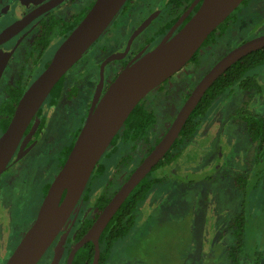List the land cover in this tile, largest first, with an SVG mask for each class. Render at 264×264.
I'll use <instances>...</instances> for the list:
<instances>
[{
  "label": "rangeland",
  "instance_id": "rangeland-1",
  "mask_svg": "<svg viewBox=\"0 0 264 264\" xmlns=\"http://www.w3.org/2000/svg\"><path fill=\"white\" fill-rule=\"evenodd\" d=\"M137 11H143L140 18L136 17L137 12L128 16L130 22L143 19L140 23L143 28L132 43L133 50L153 32L161 19V13L157 14L153 11L151 17H155L154 21L149 20L147 18L149 14L143 5ZM231 13V21L224 31L216 32L211 44H204L205 46L198 49L196 69L192 64L194 61L189 60L173 73L172 77L164 81L162 84L164 89H172L171 84H175V88L170 91V103L173 99L175 105H179L182 92L178 91L183 87L186 79L198 78L231 47L264 33V0H246ZM123 21L125 22V17H120L117 13L108 26V28L112 27L110 32L107 33L106 29L103 37L99 36L66 74L68 76L71 74L73 77V74L84 67L90 70L93 77L98 76L97 66L101 62L103 52L100 50L101 44L109 39L108 42L113 45L112 47L118 49L127 40L132 27L138 23L129 26V24L124 25ZM119 22L122 29L113 31L115 27L113 25H118ZM105 46V48L109 47ZM251 71L257 75V81L263 88L262 92L257 93L255 89L247 91L235 86L231 93H222L212 101L205 116L197 125L193 137L183 140L180 144V155L176 161L155 172L166 177L162 182L154 184L145 199L139 203L134 226L126 236L115 242V256L109 259L107 264L218 262L214 256L223 255L224 245L229 242L216 241L218 237L215 231L220 225H226V221L237 211L238 202L241 200V194L231 185V179L244 168L252 169V162L248 158L250 152L254 151L253 143L250 142L243 123L233 120L231 114L246 102L252 110L264 113V63ZM150 96L151 94L148 97ZM116 145L110 157H104L103 154L99 160V162L103 161L105 171L100 174L95 171L91 173L88 181L89 184L92 183L88 187L90 204L96 194L104 192L106 186L111 184L110 180L116 182L122 171L120 168L122 158L133 152L129 143L119 142ZM40 151L38 155L36 150L25 155L0 174V211L4 210L3 207L9 208L12 218V233L7 244L9 249L15 246L35 218L43 198L45 187L43 185L52 180L56 174L51 168L37 174L38 170L35 171L37 160L48 155L53 156L48 148L44 147ZM136 155L137 152L133 153V157ZM137 164L138 159H133L128 167L129 171ZM250 196L252 198L246 208L245 237L248 246L253 247L256 242L259 250L264 253L263 180L260 179L259 187L252 190ZM82 205L80 203L78 206ZM5 235L7 236V231L0 226V240ZM129 244L134 245L132 247L134 257L126 255L129 252L126 246ZM5 255L0 250V264L3 263ZM262 261L264 262V255Z\"/></svg>",
  "mask_w": 264,
  "mask_h": 264
},
{
  "label": "water",
  "instance_id": "water-1",
  "mask_svg": "<svg viewBox=\"0 0 264 264\" xmlns=\"http://www.w3.org/2000/svg\"><path fill=\"white\" fill-rule=\"evenodd\" d=\"M125 1L94 0L86 14L56 48L47 66L19 97L8 124L0 134V174L7 168L24 129L51 88L106 31ZM241 2L242 0H201L195 12L178 30L171 34L174 25L155 46L136 56L119 70L97 103H92L63 164L43 195L35 218L4 264H36L41 259L63 227L90 174L98 167L99 159L131 110L148 92L178 71L200 48L207 35ZM185 14L179 17L178 22ZM8 33L9 30L3 32L0 38ZM262 47L264 33L229 49L201 76L166 131L113 193L82 237L69 249L65 264H72L74 253L88 240L93 242L91 264L98 263V239L103 228L130 191L170 148L205 90L231 64ZM125 51L126 49L100 63L94 97H98L101 91L105 63L110 59L120 58ZM4 62L5 58L0 54V75ZM67 232L68 229L53 246L48 264L59 263Z\"/></svg>",
  "mask_w": 264,
  "mask_h": 264
},
{
  "label": "flooded vegetation",
  "instance_id": "flooded-vegetation-1",
  "mask_svg": "<svg viewBox=\"0 0 264 264\" xmlns=\"http://www.w3.org/2000/svg\"><path fill=\"white\" fill-rule=\"evenodd\" d=\"M193 1L195 0H129L125 8L118 12V14L120 17H125V22H122L124 25L129 24V26H132L133 23H138L132 27L128 35L129 39L127 38V40L118 49H116L117 47H112L113 45L109 43V39H107L109 42L106 41L104 44H101L100 50L103 51L101 62L117 53H123L125 49L126 51L120 58H113L105 63L103 68V83L98 97H94V92L98 84L99 76L96 75L93 77L88 68H81L76 74H73V77L71 74H69V76L66 74L76 63L75 62L59 78V85L57 90L54 92V96H50L48 94L29 121L20 137L15 152L12 154L8 162L9 164L7 167L13 166L22 157L27 154L34 153L35 150L36 154L38 155L39 152H41L40 150L44 149L45 147L48 148L49 152L53 156L48 155L38 159L35 171L38 170L37 174H41L47 170V168H51V170L54 169L56 171H54V173H57L66 158L65 157L64 160L61 161V150L64 146L73 144L82 124L85 121L87 113L92 106V103L94 102V105L97 103L98 99L108 87L109 83L117 75L119 70L131 62L136 56L141 55L145 51L155 46L174 25L175 27L171 34H173L184 24V22L195 12L201 2V0H196L192 7L187 10ZM93 2L94 0H0V35L3 32L9 30L7 35L0 38V54L5 58L4 66L0 75V123H2L4 119H8L9 122L19 97L47 66L56 48L75 27V25L82 19ZM154 2L155 5H153ZM142 5L145 11H147L149 14L147 17L149 20L154 21L155 17H151L153 11L157 14L158 12L161 13V19L153 32L146 36L142 43L140 42L136 49L133 50L132 43L134 42L137 34L143 28L140 24L143 22V19L130 22L128 16L130 14H136L137 12L136 17L140 18L143 11L137 10ZM184 13H186L185 16L178 22L179 17ZM113 26H115L113 31H120L122 29L120 22L118 25ZM137 26L139 27L137 28ZM111 29L112 27L107 28V33H109ZM128 41L129 43L127 44ZM105 45H108L109 47L105 48ZM193 61L194 62L192 64L196 69L198 63L196 60ZM99 65L100 64L97 66L98 74ZM202 75L194 80L193 78L185 80L183 87L178 91L182 92L181 101L178 106L175 105L173 99L171 103L169 102V95L171 94L170 91L175 88V84H171L173 86L172 89H164L162 87V84L166 80L154 88V90L148 92L145 97L141 99L143 101L140 100L141 105L145 109L151 110L155 114L157 118L155 123H158L156 125L155 133L159 138L166 131L167 127L175 117L178 109L181 107L190 91ZM149 93L151 94L150 97H148L150 95ZM246 103H244V106ZM247 105L251 109V106L248 103ZM239 123L241 124L243 122ZM2 132L3 131H0V134ZM250 142L253 143L251 140ZM132 151L133 152L130 154L131 156L126 154L125 159L121 157L122 160L120 168H122V171L117 177L116 182L110 180L109 182H111V184L106 186L104 192H99L96 194L93 197L94 199L91 204L89 202L90 196L88 192L90 189L88 187L92 184H89L88 182L91 176L90 174L86 186L71 213L69 214L66 222L52 243L49 245V250L45 251V253L50 252V254L47 262L44 264H48L52 255L53 246L58 242L63 232L68 229L65 243L63 244V253L58 263L60 264L61 262V264H65L69 249L82 237L103 206L133 170V168L130 169V171L128 169L131 161H133V159H138L139 163L140 160L148 153L144 147L136 150L132 149ZM135 152L138 153V155L135 156L136 158L133 157V153ZM18 153L19 156L17 157ZM253 153L254 151L250 152L248 160L251 161ZM101 162L103 163V161H100L99 164ZM97 168L94 170L95 172ZM243 171H247L249 174L252 173L251 170H247L245 168ZM240 172L242 171L237 172L234 174V176ZM234 176L231 179V185H233L235 189L240 192L242 198V191L235 185L233 179ZM51 181L52 180L47 181L43 186L47 184L49 186ZM86 189L87 195L85 196L84 192ZM103 195L107 197V201L104 203L101 209H98L96 206V201ZM80 203L83 205L79 207L78 205ZM3 208L4 210L1 209L0 211V226H3L7 231V236L5 235V237L0 240V250L2 253H4V255L6 250L7 253L2 264H4L5 260L15 247L14 246L12 249L7 247L10 234L12 233V218L9 208ZM241 210L242 202L240 200L238 202V209L235 211V214L226 221V225H220L215 231L217 234L216 236L218 237L216 241L226 240L229 243L224 245L223 255L220 257H218L220 254H218V256H214V258L218 260V262L215 261L214 264H228V262H230L228 250L230 245L234 243L233 241L235 237L233 233V220L237 214L241 212ZM88 222V226L82 231ZM90 242L92 243L93 247V242L91 240L86 241L83 245H86ZM262 259L263 256L260 259V264H264ZM244 260L245 258L243 261ZM39 262L40 260L37 262V264H39Z\"/></svg>",
  "mask_w": 264,
  "mask_h": 264
},
{
  "label": "trees",
  "instance_id": "trees-1",
  "mask_svg": "<svg viewBox=\"0 0 264 264\" xmlns=\"http://www.w3.org/2000/svg\"><path fill=\"white\" fill-rule=\"evenodd\" d=\"M129 0H126L119 12L125 8ZM246 0H242L241 3ZM238 6L233 10L235 11ZM230 13L224 21H222L212 32H210L201 46L204 44H211L215 39L216 32H223L231 21ZM218 30V31H217ZM200 46V47H201ZM197 52L192 55L191 60H197ZM264 63V47L251 51L231 64L221 75H219L205 90L200 100L197 102L186 121L184 122L179 136L174 140L170 148L165 152L164 156L151 168V170L136 184V186L130 191L127 197L120 204L118 209L112 215L107 222L102 232L99 235V258L97 264H107L109 259H112L114 255L115 242L126 236L129 230L135 224L136 211L138 205L142 202L147 193L151 190L154 184L162 182L166 175H159L155 173L162 169L170 162L176 161L180 155V144L183 140L191 139L194 135V131L199 124L200 120L205 116L212 101L222 93H231L235 86H239L246 90L255 89L257 93H261L263 88L257 81V75L251 73L252 69L258 67L259 64ZM59 81H57L51 88L49 95L54 96V92L57 90ZM11 112V110H10ZM231 118L236 122L244 123V130L249 136L250 140L254 143V153L251 159L252 173L242 171L234 176V183L242 191V210L233 220V233L234 243L230 245L228 250L230 262L228 264H260V259L264 253L259 250L256 242L252 245H247L245 237L246 221L248 202L252 198L250 192L259 187L260 179L264 181V113L250 109L246 105L237 107L231 114ZM157 118L153 111L145 109L140 102L128 114L124 120L121 128L113 136L108 148L104 151V157H110L111 152L116 149V144L119 142L129 143L133 150L146 148L149 151L152 145L156 143L159 137L156 135ZM8 124V119H4L0 123V131H3ZM72 144L66 145L61 150V161L64 160L68 154ZM131 156L130 154H128ZM127 157V156H126ZM125 159V157H124ZM123 159V160H124ZM105 171L104 163H100L96 170V173H103ZM48 184L45 185L43 195L46 192ZM87 195V189L84 192ZM107 201L106 196H101L96 201V206L101 209L104 203ZM89 222L84 226L82 231L88 226ZM81 231V232H82ZM79 235V234H78ZM133 244L126 246L127 257H134L135 253L132 252ZM50 252H46L40 259L39 264L47 262ZM93 254L92 243H88L80 247L72 258V264H90ZM245 260L243 261V259ZM37 264V263H36Z\"/></svg>",
  "mask_w": 264,
  "mask_h": 264
}]
</instances>
